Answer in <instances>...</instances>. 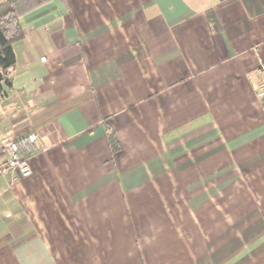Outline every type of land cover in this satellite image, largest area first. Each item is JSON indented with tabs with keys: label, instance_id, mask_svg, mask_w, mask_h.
Here are the masks:
<instances>
[{
	"label": "crops",
	"instance_id": "1",
	"mask_svg": "<svg viewBox=\"0 0 264 264\" xmlns=\"http://www.w3.org/2000/svg\"><path fill=\"white\" fill-rule=\"evenodd\" d=\"M20 23L0 157L30 132L44 150L0 174V264H264V0H52Z\"/></svg>",
	"mask_w": 264,
	"mask_h": 264
},
{
	"label": "trees",
	"instance_id": "2",
	"mask_svg": "<svg viewBox=\"0 0 264 264\" xmlns=\"http://www.w3.org/2000/svg\"><path fill=\"white\" fill-rule=\"evenodd\" d=\"M52 0H0V100L8 94L12 86L11 70L16 65L14 43L25 36L20 23L24 15L42 7ZM112 149L119 150V143L112 132H109Z\"/></svg>",
	"mask_w": 264,
	"mask_h": 264
},
{
	"label": "built area",
	"instance_id": "3",
	"mask_svg": "<svg viewBox=\"0 0 264 264\" xmlns=\"http://www.w3.org/2000/svg\"><path fill=\"white\" fill-rule=\"evenodd\" d=\"M47 58H41L46 62ZM256 81L253 83L254 91L259 99H264V66L256 70ZM3 155L0 157V174L20 173L23 177L32 174L30 158L44 150V144L36 132L24 136L11 138L3 142Z\"/></svg>",
	"mask_w": 264,
	"mask_h": 264
}]
</instances>
